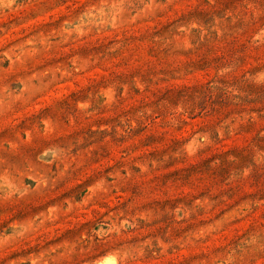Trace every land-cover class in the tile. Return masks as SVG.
<instances>
[{
	"label": "rangeland",
	"instance_id": "374dc122",
	"mask_svg": "<svg viewBox=\"0 0 264 264\" xmlns=\"http://www.w3.org/2000/svg\"><path fill=\"white\" fill-rule=\"evenodd\" d=\"M0 264H264V0H0Z\"/></svg>",
	"mask_w": 264,
	"mask_h": 264
},
{
	"label": "bare ground",
	"instance_id": "6f19581e",
	"mask_svg": "<svg viewBox=\"0 0 264 264\" xmlns=\"http://www.w3.org/2000/svg\"><path fill=\"white\" fill-rule=\"evenodd\" d=\"M106 263V262H105Z\"/></svg>",
	"mask_w": 264,
	"mask_h": 264
}]
</instances>
